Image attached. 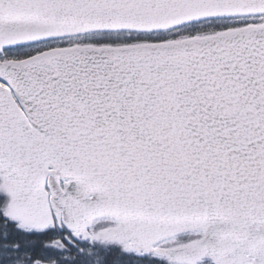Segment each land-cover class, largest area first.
<instances>
[{
    "label": "snow or ice",
    "instance_id": "1",
    "mask_svg": "<svg viewBox=\"0 0 264 264\" xmlns=\"http://www.w3.org/2000/svg\"><path fill=\"white\" fill-rule=\"evenodd\" d=\"M0 264H264V0H0Z\"/></svg>",
    "mask_w": 264,
    "mask_h": 264
}]
</instances>
